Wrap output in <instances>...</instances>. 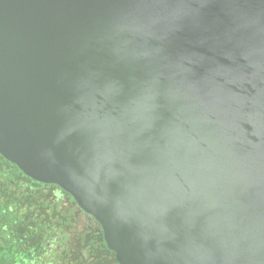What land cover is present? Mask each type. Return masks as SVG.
<instances>
[{"label":"water","instance_id":"obj_1","mask_svg":"<svg viewBox=\"0 0 264 264\" xmlns=\"http://www.w3.org/2000/svg\"><path fill=\"white\" fill-rule=\"evenodd\" d=\"M79 143L128 194L93 187ZM0 156L118 264H264V0H0Z\"/></svg>","mask_w":264,"mask_h":264},{"label":"rangeland","instance_id":"obj_2","mask_svg":"<svg viewBox=\"0 0 264 264\" xmlns=\"http://www.w3.org/2000/svg\"><path fill=\"white\" fill-rule=\"evenodd\" d=\"M70 160L108 197L132 187L128 168L98 147L79 143ZM101 233L59 187L37 184L0 156V264H117Z\"/></svg>","mask_w":264,"mask_h":264},{"label":"trees","instance_id":"obj_3","mask_svg":"<svg viewBox=\"0 0 264 264\" xmlns=\"http://www.w3.org/2000/svg\"><path fill=\"white\" fill-rule=\"evenodd\" d=\"M2 157V156H1ZM3 158V157H2ZM4 159V158H3ZM5 160V159H4ZM118 160V159H117ZM119 161V160H118ZM8 162V161H7ZM121 164H123L121 161H119ZM11 164V163H10ZM13 165V164H12ZM124 165V164H123ZM15 168H17L15 165H13ZM125 166V165H124ZM126 167V166H125ZM127 168V167H126ZM18 169V168H17ZM19 170V169H18ZM129 170V169H128ZM19 172L21 173V174H23L22 173V171L21 170H19ZM132 174V173H131ZM24 175V174H23ZM25 176V175H24ZM26 177V176H25ZM132 177H133V174H132ZM30 179V178H29ZM32 180V179H31ZM32 181H34V180H32ZM133 181H134V178H133ZM34 182H36V181H34ZM37 184H40V185H42V186H50V185H54V184H43V183H39V182H36ZM132 185H133V183H132ZM54 186H57V185H54ZM58 187V186H57ZM60 188V187H59ZM61 189V188H60ZM131 189V188H130ZM62 190V189H61ZM63 191V190H62ZM64 193H66L65 191H63ZM70 198H71V201L73 202V204L75 205V206H77L76 205V203H75V201L73 200V198L68 194V193H66ZM72 208H73V210L74 211H76V209L72 206V205H70ZM77 208L78 209H80L78 206H77ZM81 210V209H80ZM82 212H84V211H82ZM85 213V212H84ZM85 214H87V213H85ZM88 215V214H87ZM90 216V215H89ZM92 217V216H91ZM101 232H102V230H101ZM102 234V233H101ZM100 240H101V243H102V246L104 247H106V245H105V243H104V241H103V237H102V235H101V238L100 237H98ZM107 248V247H106ZM108 249V248H107ZM109 250V249H108ZM110 251V250H109ZM110 253L114 256V253L112 252V251H110ZM114 259H115V256H114ZM115 261H116V259H115ZM116 263L118 264V262L116 261Z\"/></svg>","mask_w":264,"mask_h":264}]
</instances>
